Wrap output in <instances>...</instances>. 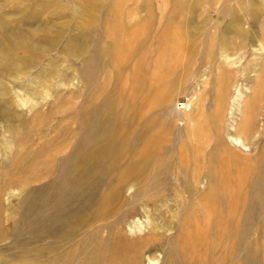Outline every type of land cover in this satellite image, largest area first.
I'll return each mask as SVG.
<instances>
[{
  "label": "rangeland",
  "instance_id": "1",
  "mask_svg": "<svg viewBox=\"0 0 264 264\" xmlns=\"http://www.w3.org/2000/svg\"><path fill=\"white\" fill-rule=\"evenodd\" d=\"M260 48L264 0H0V264H264Z\"/></svg>",
  "mask_w": 264,
  "mask_h": 264
},
{
  "label": "bare ground",
  "instance_id": "2",
  "mask_svg": "<svg viewBox=\"0 0 264 264\" xmlns=\"http://www.w3.org/2000/svg\"><path fill=\"white\" fill-rule=\"evenodd\" d=\"M186 4V3H185ZM187 5V4H186ZM14 28V27H13ZM19 28V27H18ZM27 42H28V40H27ZM27 44H29V43H27ZM82 47H84V46H82ZM226 49V48H225ZM261 49V48H260ZM259 49V50H260ZM261 50H263L264 51V49L262 48ZM7 58V57H6ZM50 66V65H49ZM49 70V69H48ZM23 75V73L22 72H18V71H15V72H13L12 73V78L14 79V80H17V79H20L21 78V76ZM38 86V85H37ZM21 87H24V86H21ZM30 87V86H29ZM28 87V88H29ZM36 90V89H35ZM36 92V91H35ZM5 94H6V96L8 97V96H11L12 95V93L10 92V91H6L5 92ZM48 94V93H47ZM233 101V100H232ZM238 143V142H237ZM246 146V145H245ZM156 262L155 261H150L149 260V264H155Z\"/></svg>",
  "mask_w": 264,
  "mask_h": 264
}]
</instances>
